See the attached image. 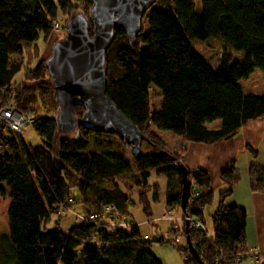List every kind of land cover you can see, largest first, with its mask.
Masks as SVG:
<instances>
[{
  "label": "trees",
  "instance_id": "obj_1",
  "mask_svg": "<svg viewBox=\"0 0 264 264\" xmlns=\"http://www.w3.org/2000/svg\"><path fill=\"white\" fill-rule=\"evenodd\" d=\"M90 6L91 0H0V96L14 92L18 111L32 116L31 123L41 137V144L32 147L21 135L8 133L11 138L0 131V197L8 200L7 247L1 251L10 252L11 264H162L149 252V242L141 239L134 223L114 232L84 222L67 230L57 228V219L62 216L58 208L68 206L76 194L91 209L112 204L127 213L128 198L117 184L107 189L100 182L131 168L121 156L89 150V136L99 133L80 123L84 111L80 105L74 107L76 134L58 133V105L45 60L26 71L27 84L12 81L21 66L23 42H33L40 34L46 38L53 22L58 21V11L66 19L76 12L88 17ZM147 24L145 33L140 29L133 37L114 29L105 53L106 92L155 150L133 157L135 183L145 186L148 170L155 169L169 179L166 206L180 207L183 175L178 168H182L190 182L182 216L188 208L201 219V209L211 203L212 192L193 197L191 185L207 187L208 173L186 168L182 157L170 153L154 130L211 144L235 136L250 119L264 118V93H244L239 84L254 69L264 74V0H201L200 13L194 12V0H155ZM216 37L243 55L235 60L230 51L223 50L219 63L209 65L192 42ZM152 87L159 90L160 101L150 108ZM38 102L50 115L35 116L32 109ZM214 120L220 121V127L208 130L205 123ZM247 150L255 155L249 147ZM236 178L233 163L220 173V180L228 187L219 193V204L210 215L212 236L187 226L202 264H212L217 256L218 264H234L237 255L246 258V213L223 204ZM249 181L252 191L264 193L262 167L250 165ZM52 218L56 219L55 228L46 229ZM169 232L178 230L171 228ZM182 232L185 237L184 220ZM186 257L184 264H199Z\"/></svg>",
  "mask_w": 264,
  "mask_h": 264
},
{
  "label": "rangeland",
  "instance_id": "obj_2",
  "mask_svg": "<svg viewBox=\"0 0 264 264\" xmlns=\"http://www.w3.org/2000/svg\"><path fill=\"white\" fill-rule=\"evenodd\" d=\"M82 8L85 9L83 6ZM149 10L150 8L142 16L141 33H145L148 29L147 19ZM194 12H201V0H194ZM57 19L61 28L58 33L52 32L51 29L50 34L46 38L43 34H40L38 39L35 41L26 43L23 42L21 44L22 62L19 71L12 78L13 82H23V84H27L28 81L26 82L24 79L26 71L34 68L37 63L45 60L49 56L54 42L64 35V24L66 17L61 11H58ZM192 46L211 66H216L219 63V58L223 50L230 51L233 59L235 60L243 55L241 51H233L220 37L210 38L205 42L193 41ZM46 82H48V79ZM239 84L244 93H252L256 95L263 94L264 74L259 69H254L252 73L248 75V77L240 79ZM152 88L153 89H150L148 93L149 102L151 104L150 108L156 107L160 101L159 90L155 87ZM1 97L5 98L4 95H1ZM32 110L36 112L35 116H42L45 114L50 115L49 112L44 113L43 110H41L39 102L34 103ZM214 124L215 123L211 124V127H214ZM3 133L11 138H14L5 131H3ZM75 134L76 128L68 135L74 136ZM154 134L159 137L163 143H165L167 150L170 153H175L169 150L167 143L171 145L174 142L173 138L178 137L177 135L169 131L161 130H154ZM21 138L24 143L32 147L41 144V137L36 132L32 123H29L27 126L23 127L21 131ZM89 142L90 151H96L112 156H121L129 164L131 168L130 172L117 175L114 178L104 179L100 182V186L110 189L114 186V183H116L121 191L127 196L128 199L125 203L127 213L123 214H129L128 216L131 217L132 222L139 230L141 239L144 242H149V244H147L149 252L162 264H184V257H189L190 255L187 252V249L185 250L186 243L182 232V210L177 205L172 206L171 208L166 206L165 198L167 185L169 182L168 177L162 173H158L152 168L148 170L145 186L138 185L135 183V175L137 173L135 172L133 156L131 155L128 146L124 145L123 142L118 138L110 134L103 133H99L98 135H90ZM140 151L145 154L152 153L155 150L145 140L141 143ZM191 187L192 196L194 197L196 195L195 188L193 185H191ZM217 194L218 192L215 191L212 203L208 206H205L203 211L205 225L209 233H212V225L209 213H211L217 205ZM75 199L81 198L76 194ZM7 205L8 200L6 198L0 197V264H11L8 263L11 260L10 252L5 250L1 251L7 247L5 244V237L8 234L7 223L5 219ZM70 209H73V211L67 209L65 211H60V213L58 212L62 216L57 219V228L61 230H67L73 225L81 224L82 218L79 217V215L84 213V208L81 207V205L79 206V204H74ZM168 216H170V219ZM55 221L56 219L52 218L47 224L46 229H54ZM171 226L175 230H178V232L175 234L169 232ZM174 236L178 237L179 242L177 246L182 249L177 250L167 241L168 238ZM161 237L164 238V241H159V238Z\"/></svg>",
  "mask_w": 264,
  "mask_h": 264
},
{
  "label": "water",
  "instance_id": "obj_3",
  "mask_svg": "<svg viewBox=\"0 0 264 264\" xmlns=\"http://www.w3.org/2000/svg\"><path fill=\"white\" fill-rule=\"evenodd\" d=\"M154 3L155 0H91L88 17L78 12L68 16L64 35L54 42L43 64L58 105L55 124L61 136L75 129L74 107L80 105L84 108L80 123L85 128L122 140L134 158L140 154L141 143L147 138L106 92L105 53L113 40L114 29L128 37L138 34L142 16ZM178 169L183 175L180 208L184 210L190 196V182L185 171ZM184 226L187 252L202 264L187 235V224Z\"/></svg>",
  "mask_w": 264,
  "mask_h": 264
},
{
  "label": "crops",
  "instance_id": "obj_4",
  "mask_svg": "<svg viewBox=\"0 0 264 264\" xmlns=\"http://www.w3.org/2000/svg\"><path fill=\"white\" fill-rule=\"evenodd\" d=\"M213 123H215L214 127H211ZM205 127L208 130L218 129L220 121L205 123ZM173 140L174 142L171 145L167 143V146L170 151L182 157V163L186 168L189 170L201 168L208 173L209 185L200 189L194 188L196 195L212 192V201L214 192H218L217 205L213 211L219 204V193L228 187V184L220 180V173L233 163L237 178L232 183L230 193L223 200V204L240 207L246 213V251L256 250L264 253V193L252 191L249 181L251 164L260 166L264 170V118L250 119L241 126L235 136L211 144L186 141L181 136ZM247 147L255 151V155L252 156ZM204 208L201 209V219L208 235L212 236L213 232L209 233L205 225Z\"/></svg>",
  "mask_w": 264,
  "mask_h": 264
},
{
  "label": "built area",
  "instance_id": "obj_5",
  "mask_svg": "<svg viewBox=\"0 0 264 264\" xmlns=\"http://www.w3.org/2000/svg\"><path fill=\"white\" fill-rule=\"evenodd\" d=\"M52 32L58 33L60 31V25L58 21H54L52 24ZM32 122V117L28 114H24L18 111L17 102L14 98V92H11L9 96L2 98L0 96V131L11 133L13 136L21 135L23 127L27 126ZM74 204H79L84 208V213L79 215L84 223H94L99 227L108 232H114L118 228H123L133 224L131 218L128 215L121 213L114 205L106 204L99 209H91L86 206L82 199L68 200V206L59 207L58 212L71 210L70 208ZM170 219V216H168ZM184 223L194 230H201L204 234L206 232L202 219L192 215L188 208L186 214L182 216ZM173 228L172 226L170 229ZM207 235V234H206ZM167 241L172 247H177L179 239L177 236L170 237ZM201 241V238H200ZM195 243H198L197 241ZM199 251H202V247H199ZM246 258L243 259L240 255H237L233 262L234 264H264V253L256 250L246 251L244 253ZM220 256L214 258L212 264H218Z\"/></svg>",
  "mask_w": 264,
  "mask_h": 264
}]
</instances>
